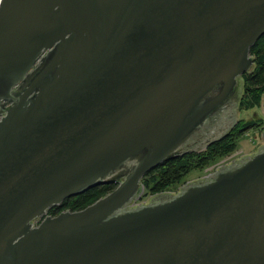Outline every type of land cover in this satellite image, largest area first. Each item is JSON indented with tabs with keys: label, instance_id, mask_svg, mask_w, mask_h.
I'll list each match as a JSON object with an SVG mask.
<instances>
[{
	"label": "water",
	"instance_id": "obj_1",
	"mask_svg": "<svg viewBox=\"0 0 264 264\" xmlns=\"http://www.w3.org/2000/svg\"><path fill=\"white\" fill-rule=\"evenodd\" d=\"M263 35L264 0H0V264H264V135L131 205L232 126Z\"/></svg>",
	"mask_w": 264,
	"mask_h": 264
},
{
	"label": "trees",
	"instance_id": "obj_2",
	"mask_svg": "<svg viewBox=\"0 0 264 264\" xmlns=\"http://www.w3.org/2000/svg\"><path fill=\"white\" fill-rule=\"evenodd\" d=\"M255 52V58L258 60L251 71L246 72L244 93L240 100V109L251 108L260 103L264 94V35L261 36L255 45L251 48ZM254 120L238 121L237 125L224 136L209 145L201 152H190L184 156L172 157L163 164L150 170L142 178L145 194L155 195L160 192L170 190L183 183V179L188 175L193 167H205L210 162L218 160L229 153L238 149L236 137L242 135L248 126ZM119 180L112 179L106 184L94 186L85 192L68 197L61 203L62 207L69 205L72 210L82 209L93 203L104 194L114 190ZM59 205V206H61ZM54 205L52 207H56ZM58 212V211H57ZM57 212L49 210V213L55 215Z\"/></svg>",
	"mask_w": 264,
	"mask_h": 264
},
{
	"label": "rangeland",
	"instance_id": "obj_3",
	"mask_svg": "<svg viewBox=\"0 0 264 264\" xmlns=\"http://www.w3.org/2000/svg\"><path fill=\"white\" fill-rule=\"evenodd\" d=\"M251 69H253V68H251ZM247 72L249 73V71H247ZM243 93H244V87H243L241 94H240V100H241V95H243ZM240 100H239L238 112H237V116H236L235 120L236 121H241V120H245V121L246 120L247 121L252 120L253 121L254 120V122H252L248 125L250 127H248L242 135H239L238 137H236V139L238 141V149H236L235 152L229 153L225 158H220L218 160L210 162L205 167H200V168L193 167V170L188 175L185 176L183 181L190 180L192 178L200 177V176L206 175L208 173H211V172L215 171V169L217 168L216 167L217 165H221L225 162L230 161L237 154H239V152L251 151V150L255 149L259 143H261V141L263 140V135H264V94H263L262 99H260L261 100L260 103L254 107H251V108H245V109L241 110L240 109ZM9 104L10 103H8V105ZM8 105L6 104V106H8ZM199 150L200 149H198V151ZM141 184H142L143 188H141V191L137 194V197L134 199V201L132 202L131 205L139 203V202L145 200L146 198L153 196V195H149L148 193L145 194V188H144V184L142 183V181H141ZM180 187H181V184L177 185L176 187H174L170 190H167V191H174V190L179 189ZM51 210H53L54 212L58 211L55 214V215H57L61 211L72 210V209L69 205H66L64 207H62V205H61V206L51 207ZM72 211H74V210H72Z\"/></svg>",
	"mask_w": 264,
	"mask_h": 264
},
{
	"label": "flooded vegetation",
	"instance_id": "obj_4",
	"mask_svg": "<svg viewBox=\"0 0 264 264\" xmlns=\"http://www.w3.org/2000/svg\"><path fill=\"white\" fill-rule=\"evenodd\" d=\"M242 96V95H241ZM6 104H8V103H5L4 101H2V104H1V106H6ZM237 123H238V121H236V120H234V122H233V124H232V126L230 127V128H228L226 131H224L223 133H221L220 135H218L217 137H215L211 142H209L208 144H206L205 146H203L202 148H199L200 150L198 151V149H196V150H189V151H186V152H183V153H180V154H176L177 156H175V157H178V156H184V155H186V154H188V153H192V152H201V151H204V150H206L208 147H209V145L211 144V143H213V142H215V141H217V140H220V139H222V138H224V136L225 135H227L229 132H230V130L232 129V128H234L236 125H237ZM235 152V151H234ZM239 153H241V152H239ZM237 154V153H236ZM227 156V155H226ZM226 156H224V157H222V158H225ZM218 166V165H217ZM215 169V168H214ZM217 169V168H216ZM215 169V170H216ZM188 180H185V181H183V183L181 184V186L182 185H184L186 182H187ZM48 213H49V210H48ZM50 214V213H49ZM52 215V214H51Z\"/></svg>",
	"mask_w": 264,
	"mask_h": 264
},
{
	"label": "built area",
	"instance_id": "obj_5",
	"mask_svg": "<svg viewBox=\"0 0 264 264\" xmlns=\"http://www.w3.org/2000/svg\"><path fill=\"white\" fill-rule=\"evenodd\" d=\"M219 166V165H218ZM218 166H216V167H218Z\"/></svg>",
	"mask_w": 264,
	"mask_h": 264
}]
</instances>
